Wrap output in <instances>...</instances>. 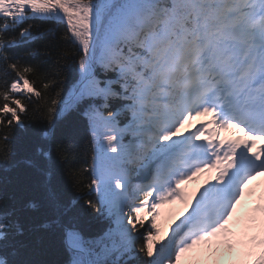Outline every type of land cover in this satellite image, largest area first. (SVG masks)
I'll return each instance as SVG.
<instances>
[{
    "label": "snow or ice",
    "instance_id": "snow-or-ice-1",
    "mask_svg": "<svg viewBox=\"0 0 264 264\" xmlns=\"http://www.w3.org/2000/svg\"><path fill=\"white\" fill-rule=\"evenodd\" d=\"M40 18L64 23L75 46L63 59L78 67L75 98L93 154L79 170L90 173L86 185L71 174L95 193L84 210L106 222L91 240L65 232L71 264H264V193L237 216L264 176V0H0V62L12 76L0 82L4 144L25 127L28 104L46 105V141L67 108L60 93L46 100L34 68L9 52L17 31L32 36L25 22ZM198 117L210 119L196 125ZM229 130L243 135L223 136ZM73 145L66 137L55 150L68 162ZM35 154L47 161L52 152L38 145ZM201 173L203 185L184 187ZM46 198L58 202L52 189ZM12 201L0 192V264H29L18 259L25 225ZM177 202L180 211L162 212Z\"/></svg>",
    "mask_w": 264,
    "mask_h": 264
},
{
    "label": "trees",
    "instance_id": "trees-1",
    "mask_svg": "<svg viewBox=\"0 0 264 264\" xmlns=\"http://www.w3.org/2000/svg\"><path fill=\"white\" fill-rule=\"evenodd\" d=\"M29 24L33 26L32 36L21 39L17 31L15 35L20 43L9 52L20 59L22 65L34 68L30 78L46 100L56 98V93L64 98L78 78L77 64L63 59L75 52L74 44L65 37L67 28L62 22L43 18L28 20L23 27ZM29 53L33 55L29 56ZM10 73L11 69L0 62V82L5 78L11 80ZM49 80L57 81L59 87L52 85L45 92L43 84ZM32 98L36 101L34 95ZM28 109L25 127L14 128L7 144L0 139V152L7 149L6 158L0 156V192L13 197L12 202L21 208L25 225V234L19 238L22 247L18 259L29 264H71L73 255L65 248V231L76 229L91 240L106 227L103 217L83 208L85 200L96 199L95 193L85 194L87 189L77 187L71 174L73 171L79 173L81 185H86L90 179L88 172H79L90 163L92 156L89 128L77 106L57 119L54 141H46L40 135L48 127L46 105L36 101L28 104ZM66 137L74 141L68 162L66 153L55 150V144ZM38 145L52 152L49 160L37 159L35 150ZM30 160L34 162L32 165L28 163ZM48 189L56 192V204L47 200ZM29 201L37 203L35 210L24 207ZM45 223L49 227H40Z\"/></svg>",
    "mask_w": 264,
    "mask_h": 264
},
{
    "label": "rangeland",
    "instance_id": "rangeland-1",
    "mask_svg": "<svg viewBox=\"0 0 264 264\" xmlns=\"http://www.w3.org/2000/svg\"><path fill=\"white\" fill-rule=\"evenodd\" d=\"M168 211H169V210H167V209H164V211H163V212H164L165 214H168V213H170V212H173V209L171 208V211H170V212H168ZM167 212H168V213H167Z\"/></svg>",
    "mask_w": 264,
    "mask_h": 264
}]
</instances>
